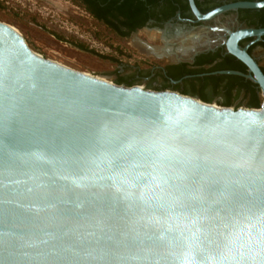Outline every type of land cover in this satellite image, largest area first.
Masks as SVG:
<instances>
[{
    "label": "water",
    "instance_id": "water-1",
    "mask_svg": "<svg viewBox=\"0 0 264 264\" xmlns=\"http://www.w3.org/2000/svg\"><path fill=\"white\" fill-rule=\"evenodd\" d=\"M189 1L212 23L171 60L225 45L248 72L214 73L257 84L260 107L77 70L0 20V264H264V71L240 45L264 28L221 20L264 1Z\"/></svg>",
    "mask_w": 264,
    "mask_h": 264
},
{
    "label": "flooded vegetation",
    "instance_id": "flooded-vegetation-1",
    "mask_svg": "<svg viewBox=\"0 0 264 264\" xmlns=\"http://www.w3.org/2000/svg\"><path fill=\"white\" fill-rule=\"evenodd\" d=\"M83 6L98 22L109 27L115 34L122 38L132 39L134 35L141 34L142 39L151 46H156L163 51L161 57L144 53L148 68L134 65L130 71L122 73L119 70L115 82L124 85L141 84L146 88L155 90H176L189 93L193 89H199L204 84V78L210 76H224L220 80V94L214 101H223L225 87L235 74L214 73L219 71H240L241 61L233 59L234 56L227 53L225 45L221 44L214 50H205L198 53L193 61L184 60L173 62L171 54L175 52L177 45L190 32L198 27H206L212 22H197L189 0H73ZM198 9L206 14L218 7L239 1H264V0H194ZM235 14L242 26L264 28V7L240 8L236 11H227L222 16V21L227 16ZM112 22L116 27L110 25ZM261 41L251 42L254 37L243 39L240 45L247 46L248 52L260 63L264 57V36ZM187 41V40H186ZM185 41H183L184 43ZM177 44V45H176ZM182 44V42H181ZM180 44V45H181ZM227 63L231 68L219 69V65ZM243 64V63H242ZM244 65V64H243ZM264 68V65H262ZM245 66L246 72L248 68ZM218 68V69H217ZM128 70V69H127ZM126 70V71H127ZM242 72V71H241ZM244 82L251 81L245 77ZM252 82V81H251ZM253 83V82H252ZM255 84V83H254ZM259 91L258 85L255 86ZM234 101L231 106H244L250 99L251 92L241 83L232 89ZM198 96V95H197Z\"/></svg>",
    "mask_w": 264,
    "mask_h": 264
},
{
    "label": "rangeland",
    "instance_id": "rangeland-1",
    "mask_svg": "<svg viewBox=\"0 0 264 264\" xmlns=\"http://www.w3.org/2000/svg\"><path fill=\"white\" fill-rule=\"evenodd\" d=\"M0 20L20 29L45 57L103 78L115 81L119 70L149 65L132 39L118 36L73 0H0Z\"/></svg>",
    "mask_w": 264,
    "mask_h": 264
},
{
    "label": "trees",
    "instance_id": "trees-1",
    "mask_svg": "<svg viewBox=\"0 0 264 264\" xmlns=\"http://www.w3.org/2000/svg\"><path fill=\"white\" fill-rule=\"evenodd\" d=\"M107 22L110 25H112L113 27H116L112 22H110V21H107ZM233 59H236V58L233 57L232 59H230V61H229L230 64L233 63V61H234ZM239 64L242 66L240 68V71L246 72L245 66L242 63H239ZM218 68L223 70V69L231 68V66H229L227 63H223V64L219 65ZM263 71H264V68H263ZM223 77L224 76L206 77V78H204L205 79L204 84L199 89H197L193 86L192 87L193 90L190 91L189 93H185V94H191V95H195V96L198 95L204 101L213 102L215 100V98L221 92L219 82L221 79H223ZM244 80L245 79L242 77H237V76L234 77L233 76V78H231V81L225 87L226 91L224 93V100L218 101V103L221 105L231 106L234 102L232 100V98H234L232 95V89L235 87L236 84L241 83V87H246L247 91L251 92L250 99H248L246 101L247 106L248 107H260L262 99H261L260 91H257V89L255 87L257 84H254L251 81L244 82Z\"/></svg>",
    "mask_w": 264,
    "mask_h": 264
},
{
    "label": "bare ground",
    "instance_id": "bare-ground-1",
    "mask_svg": "<svg viewBox=\"0 0 264 264\" xmlns=\"http://www.w3.org/2000/svg\"><path fill=\"white\" fill-rule=\"evenodd\" d=\"M201 45V42H196L193 39H188L184 43L179 46L177 52L172 53L171 57L176 58V57H187L189 54L196 48H198ZM159 54H162L163 51H159Z\"/></svg>",
    "mask_w": 264,
    "mask_h": 264
}]
</instances>
